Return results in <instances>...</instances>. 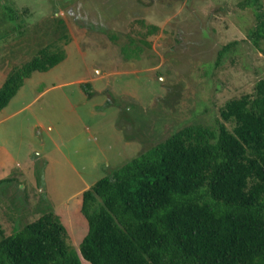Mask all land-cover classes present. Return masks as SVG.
Here are the masks:
<instances>
[{
	"label": "rangeland",
	"instance_id": "rangeland-1",
	"mask_svg": "<svg viewBox=\"0 0 264 264\" xmlns=\"http://www.w3.org/2000/svg\"><path fill=\"white\" fill-rule=\"evenodd\" d=\"M0 1L19 22L0 6V84L39 48L63 51L23 78L4 109L17 110L0 120L4 235L50 209L77 249L83 188L182 125H213L264 74V39L248 37L254 9L238 0Z\"/></svg>",
	"mask_w": 264,
	"mask_h": 264
},
{
	"label": "trees",
	"instance_id": "trees-1",
	"mask_svg": "<svg viewBox=\"0 0 264 264\" xmlns=\"http://www.w3.org/2000/svg\"><path fill=\"white\" fill-rule=\"evenodd\" d=\"M237 5L254 9L248 37L257 46L264 10L259 0ZM0 6L18 27V12L7 1ZM62 57L41 47L12 66L0 108L32 70ZM80 86L91 93L87 82ZM218 113L213 125H182L83 188L86 230L77 249L49 209L9 234L0 228V264H264V74Z\"/></svg>",
	"mask_w": 264,
	"mask_h": 264
},
{
	"label": "crops",
	"instance_id": "crops-1",
	"mask_svg": "<svg viewBox=\"0 0 264 264\" xmlns=\"http://www.w3.org/2000/svg\"><path fill=\"white\" fill-rule=\"evenodd\" d=\"M22 84V83H21ZM21 86V85H20ZM92 88V87H91ZM90 88V89H91ZM6 105H7V103L5 104V105H3L1 108H0V120H2V119H4V118H6V117H9V116H11L16 110H17V108L16 109H10V110H4L5 109V107H6ZM1 145H0V153L1 152H5L6 151V149H5V145L3 144V143H0ZM6 158H4V159H0V171H3V173H1V174H4V175H0V178L2 177V176H6L5 175V173H4V171H6V170H8L9 169V166L10 165H8L7 163H8V161L7 160H5Z\"/></svg>",
	"mask_w": 264,
	"mask_h": 264
}]
</instances>
